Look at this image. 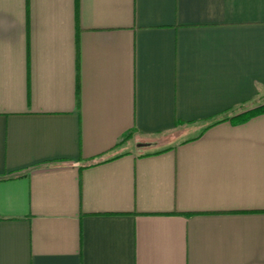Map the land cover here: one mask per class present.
Listing matches in <instances>:
<instances>
[{"label":"crops","instance_id":"crops-1","mask_svg":"<svg viewBox=\"0 0 264 264\" xmlns=\"http://www.w3.org/2000/svg\"><path fill=\"white\" fill-rule=\"evenodd\" d=\"M243 104L264 0H0V264H264Z\"/></svg>","mask_w":264,"mask_h":264},{"label":"trees","instance_id":"trees-1","mask_svg":"<svg viewBox=\"0 0 264 264\" xmlns=\"http://www.w3.org/2000/svg\"><path fill=\"white\" fill-rule=\"evenodd\" d=\"M261 114H264V104L255 105V106L254 105L251 106V104L248 105L243 104L240 107L227 109L215 117L204 119V121H202L204 122L203 127L198 131L196 136L193 137L192 139L197 138L204 131H206L208 128H210L215 124L226 121L230 122L231 124H240ZM179 124H182V122L175 121L174 126H177ZM125 138L126 137H124V139Z\"/></svg>","mask_w":264,"mask_h":264},{"label":"rangeland","instance_id":"rangeland-1","mask_svg":"<svg viewBox=\"0 0 264 264\" xmlns=\"http://www.w3.org/2000/svg\"><path fill=\"white\" fill-rule=\"evenodd\" d=\"M253 105L255 106V104H252L251 106H253Z\"/></svg>","mask_w":264,"mask_h":264}]
</instances>
